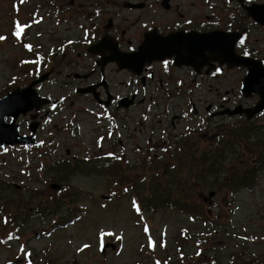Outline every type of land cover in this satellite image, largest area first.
Instances as JSON below:
<instances>
[{"label": "flooded vegetation", "instance_id": "1", "mask_svg": "<svg viewBox=\"0 0 264 264\" xmlns=\"http://www.w3.org/2000/svg\"><path fill=\"white\" fill-rule=\"evenodd\" d=\"M37 15L70 26L53 45L52 67L73 94L58 107L86 101L105 132L93 158H71L65 150L73 162L121 166L136 181L129 168L168 165L180 142L213 144L242 124L264 132V0H52ZM144 126L155 130L145 135L138 129ZM75 224L57 223L49 237ZM9 240L0 264H78L75 255L37 254L30 239Z\"/></svg>", "mask_w": 264, "mask_h": 264}, {"label": "rangeland", "instance_id": "2", "mask_svg": "<svg viewBox=\"0 0 264 264\" xmlns=\"http://www.w3.org/2000/svg\"><path fill=\"white\" fill-rule=\"evenodd\" d=\"M13 1L17 0H0V37L5 35L4 39L0 40V98L16 86H23V84L20 85L23 82L21 68L23 64L20 67L19 60L27 55L22 48V44L18 43V36L12 32L14 27L13 16L19 19V25L22 24L21 28L24 30L26 23L28 24L27 21L32 18L34 13H37L35 8H45L50 3L52 5V0H28L27 3L22 2L14 7ZM13 8L17 9V12ZM39 16L43 17V15ZM37 23L39 24L37 27L28 26L26 28L27 36L25 37V40L35 47H41L42 44L46 47L55 44V40H61L57 35L70 28L68 24L52 17L41 24L36 19ZM20 36H23V31ZM29 66L36 67L37 61L30 60ZM25 72L29 74V67L25 68ZM13 76H16L17 79ZM12 81H14L13 84H11ZM60 83V79L54 76L42 85L41 92L50 94L55 98L66 96L68 100L73 99L70 89L63 88ZM68 103L65 104V109L52 112V116L38 129V142L50 147L52 152L55 150L53 158L45 157L46 162L54 161L56 157L64 158L65 150L70 151L71 158H93L99 148L96 137L105 134V132H99L98 114H91V108L86 101L77 100L73 108L69 107ZM26 118L20 117L17 121L20 134H28V119ZM152 120L157 123V120L160 119ZM72 125L78 127V133L75 137L68 134L69 127ZM138 129H141L145 135L150 133V130H155L149 126L138 127ZM44 149L42 148V150ZM30 153L17 147L0 149V180L13 186L23 187L29 182V177L32 178L35 174L41 175L35 160L34 162L31 161L30 166L27 163V161L33 160ZM36 177L38 178L30 180V191L33 194H38V198L33 203L38 206L48 196L55 195L47 185H40L41 176L33 178ZM72 185L83 190L84 199L79 204L83 207L84 213L81 215L80 221L72 228L55 232L48 239L43 236L39 241H33L32 231H28L23 239H30L28 245L30 248L35 249L37 254L43 251L47 252V249L51 246L48 255H52L54 247L53 253L75 255L78 264H89L88 262L90 264H97L98 262L99 264H156L157 257L166 258L167 262L163 260L161 264H173L171 260L174 262L177 252L176 244L183 243L180 238L183 230H187L190 236L195 237H198L201 231L202 233L206 231L203 223L201 224L195 220L190 222V217H188L190 215H184L176 211L162 210L154 212L150 216L144 210L142 215L136 205H130L129 199L131 196H119L118 193L122 192L119 189L116 196L109 194V183L107 182V189L104 178L78 176L73 179ZM41 189H44V191L36 192ZM107 195V200L101 199V196ZM28 196L29 194L26 195L27 198ZM230 198L225 190L218 196L216 194L213 198L208 197V192L203 193V199L206 200V202L202 201L203 207L209 212L206 214L210 217L223 214L220 220L226 228L227 239L229 240H234V242L237 239L250 238L256 239V241L262 240L264 236V172L259 174L258 181L251 190L243 189L239 191L233 201ZM12 221H15V219ZM146 223L148 224V236H145L147 234ZM141 226L143 230H141ZM35 228L40 230L37 226ZM87 228L90 229L87 230ZM7 229L5 230L0 226V237L6 234ZM103 230L121 233L123 248L118 254L109 250L104 255L95 252L96 233ZM239 240L237 241L239 242ZM21 241L24 242L22 239ZM18 243L13 242L11 245L17 247ZM59 243L60 246L56 247ZM87 243H90L92 247L83 250V245L86 244L87 246ZM260 243L261 246L259 247L249 246L248 248L259 249L260 253L264 255V242L260 241ZM149 244L152 245L154 250L152 255H146L147 253L144 252L145 246L150 248ZM210 247L215 249L214 253ZM224 249H231L229 242L213 240L206 247L202 245L201 249H196L194 244L189 243L183 246L182 253L185 254L186 258L182 264L211 262L214 254H219L222 258H225L226 251ZM5 253L4 246L0 244V254ZM175 262L176 264L179 263L177 260Z\"/></svg>", "mask_w": 264, "mask_h": 264}, {"label": "trees", "instance_id": "3", "mask_svg": "<svg viewBox=\"0 0 264 264\" xmlns=\"http://www.w3.org/2000/svg\"><path fill=\"white\" fill-rule=\"evenodd\" d=\"M189 143L179 151L175 147L170 152V159L179 163L169 165L163 174L159 165L142 167L144 175L139 182L140 190L137 195L141 204L150 213L168 209L183 214L199 215L206 229L200 236L203 244L209 240H224L228 233L220 220L223 214L215 217L205 214L203 207L198 203L197 186L205 190L217 189L218 192L225 190L230 195L231 201L240 190L251 189L256 184L258 173L264 170V133H252L246 127L244 131H234L226 141L219 139L214 145L215 148H202L200 151L194 150ZM251 160L254 161L250 166ZM53 168L54 166L46 167L45 171L51 173ZM77 169H79L78 165L73 169L66 165L54 172V177L73 174ZM95 175L114 179L117 170L113 166H107L106 171ZM57 181L59 180L55 178L52 180V182ZM120 184L129 185L125 179ZM7 190H11L10 186L4 188L0 185V214L12 205L20 206L15 204L16 199L8 198ZM56 205L58 204L49 207L53 210L56 209ZM52 210L50 212L54 215L55 212ZM45 212L46 207H42L39 214L45 216ZM181 239L186 243L189 242L187 236ZM221 258L218 255L216 260ZM226 260H229V257H226Z\"/></svg>", "mask_w": 264, "mask_h": 264}, {"label": "water", "instance_id": "4", "mask_svg": "<svg viewBox=\"0 0 264 264\" xmlns=\"http://www.w3.org/2000/svg\"><path fill=\"white\" fill-rule=\"evenodd\" d=\"M51 72L41 75L37 80L31 82L28 87L24 89L16 88L10 94L0 99V147L5 145L14 144H33L34 139L32 137H20L18 126L15 124L19 115L25 116L32 110H39L46 103L50 101L39 98L34 90V87L48 79ZM261 109V108H260ZM258 111V110H257ZM247 115V114H246ZM248 117H251L247 115ZM7 118H11V122L6 123ZM38 124H32L30 126L31 133H35ZM53 189H59L58 186H52ZM210 196H213L210 193Z\"/></svg>", "mask_w": 264, "mask_h": 264}, {"label": "snow or ice", "instance_id": "5", "mask_svg": "<svg viewBox=\"0 0 264 264\" xmlns=\"http://www.w3.org/2000/svg\"><path fill=\"white\" fill-rule=\"evenodd\" d=\"M22 31H23V28H21L19 25H17V30H16V32L14 34L16 36H19ZM2 39H4V38L3 37H0V40H2Z\"/></svg>", "mask_w": 264, "mask_h": 264}]
</instances>
